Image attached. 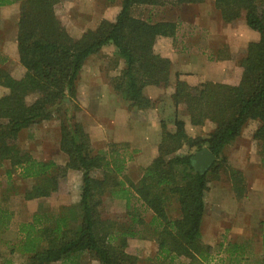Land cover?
<instances>
[{
    "label": "trees",
    "instance_id": "1",
    "mask_svg": "<svg viewBox=\"0 0 264 264\" xmlns=\"http://www.w3.org/2000/svg\"><path fill=\"white\" fill-rule=\"evenodd\" d=\"M63 1L0 0V6L20 4L17 47L24 69L22 76L16 77L0 67V86L7 89L0 95V164H9V176L20 168L22 178L33 180L25 187V200L59 192L62 180L72 170L82 174L78 201L56 210L36 211L20 222L17 239L5 241L10 254L25 256V264H82L85 258L98 264H136L137 257L126 248L128 238L137 236L138 225H143L156 234L160 264H175L181 256L190 259L188 264H204L212 250L203 242L201 231L209 176L224 148L250 121L259 123L253 138L260 142L264 166V0H213L225 22H234L244 14L247 25L258 31L260 38L250 42L238 57L237 71L229 80L193 85L176 74L174 105L186 111L192 125L212 122L214 128L207 137H192L184 120L177 117L174 130L161 121L158 153L143 168L138 181L127 176V163L138 149L128 142H112L95 151L88 131L76 119L81 69L91 55L112 45L114 55L124 63L120 73L110 79L113 90L130 108L154 107L145 87L168 86L171 74L170 59L155 52L154 46L162 38L173 37L178 23L142 18L132 9L204 0H122L113 21L102 19L79 38L69 34L55 12ZM54 117L60 119L59 149L66 156L64 164L37 158L19 144L23 130ZM183 146L189 151L207 146L217 160L202 173L193 164L195 152L179 154ZM107 195L126 202L129 222L105 217ZM175 203L173 209L179 215L173 217L169 210ZM145 210L152 212L148 223ZM12 217L11 210L0 206V233L9 229ZM260 262L264 264V234ZM2 264L13 263L7 258Z\"/></svg>",
    "mask_w": 264,
    "mask_h": 264
},
{
    "label": "rangeland",
    "instance_id": "2",
    "mask_svg": "<svg viewBox=\"0 0 264 264\" xmlns=\"http://www.w3.org/2000/svg\"><path fill=\"white\" fill-rule=\"evenodd\" d=\"M121 5L122 0H65L56 5L55 12L69 34L79 38L87 29L96 28L102 19L113 21ZM165 10L169 8L143 5L133 7L132 12L136 16L155 21L162 18ZM234 24L235 22L232 23ZM114 51L115 48L108 45L100 52L91 55L81 69L77 82L78 107L74 110L73 106L74 114L88 131L95 151L107 148L116 139L119 140L117 143L127 140V136L124 137L125 133L119 136L111 134V131L119 130L116 127L117 124L120 127L127 125L124 121L128 122L126 120L128 115L133 116L130 124H141L140 129L135 128V130H143V132L157 125V118L159 119L154 109L130 108L129 103L113 90L110 79L118 75L124 67L123 60H118ZM117 61L119 64L116 65ZM9 67L10 72L16 77L24 73L20 63L14 62ZM236 71V66L230 69L231 74ZM189 75V79H193L190 83L194 85L196 77L191 74H186L185 77ZM173 91L174 88L169 93ZM5 92L7 89L0 87V95ZM111 98L119 105L118 110L113 106ZM116 112L121 117L117 116ZM174 117L186 121V131L192 137H207L214 128L212 122H206L203 126L192 125L189 115L180 107L175 116L172 115L167 121L169 126L172 125ZM258 125L255 122H249L240 136L226 146L217 161L216 170L210 173L202 232L203 240L210 243L212 250L209 260L204 264H261L264 234V166L261 163L260 142L253 138ZM120 131L123 130L120 129ZM143 132L140 134L142 135ZM60 135V119L54 117L23 130L19 137V144L23 150L29 151L37 158L53 159L59 164H64L66 157L59 149ZM130 147L136 148L131 144ZM178 152L185 154L197 151L195 148L189 151L186 146H183ZM8 168V163L0 164V206L11 210L13 217L9 229L0 233V264L7 258L13 264H25V256L18 252L10 254L5 241L14 242L17 239L19 223L30 219L36 211L56 210L63 204L78 201L82 174L80 171L72 170L62 180L59 192L47 198L25 200L23 197L25 187L31 186L33 180L22 178L20 168L9 176ZM142 171L143 166H135L130 168L127 176L138 181ZM119 201L123 200L105 197L104 215L127 223L129 220L126 205ZM174 207L177 208L176 203L169 210L173 217L179 215L177 209H173ZM142 212L145 222L148 223L152 217L151 211ZM138 230L140 233L142 231L145 234L150 233L148 227L143 225H138ZM141 244L142 241L136 239L131 248L145 249L144 251L148 254L157 247V243L153 241L148 242V246L142 247ZM82 264H98V262L85 258ZM175 264H187V260L179 257Z\"/></svg>",
    "mask_w": 264,
    "mask_h": 264
},
{
    "label": "crops",
    "instance_id": "3",
    "mask_svg": "<svg viewBox=\"0 0 264 264\" xmlns=\"http://www.w3.org/2000/svg\"><path fill=\"white\" fill-rule=\"evenodd\" d=\"M19 6V2L0 6V67L8 71H10L11 68L9 66L12 63H19L17 47ZM159 7H168L169 10H165V14L161 16L162 18L156 21H175L178 23L177 32L173 37L162 38L154 46L155 52L169 58L171 61L170 82L168 86L149 85L144 89L145 95L155 102L154 107L150 109H154L158 114L157 116H159L156 121L157 125L151 126L150 129H146L144 132L143 130L138 131L137 129H140L141 124H130L129 122L133 116L128 115L126 117L128 122L124 121L127 125L120 127L117 124L116 127L119 130L111 131V134L119 136L125 133L124 137L127 136L125 142L134 145L138 149L131 161L127 163V173L132 167L143 166L144 168L148 166L157 155L162 138L161 121L166 122L168 129L174 130L176 117H174L171 126L168 125L167 121L172 115L175 116L178 110L174 105L172 93H169L175 85L176 74H179L182 79H187L189 82L193 79L190 80V75L186 77L185 75H194L196 77L194 84L205 81L221 82L229 80L233 76L230 69L236 66L238 56L245 53L246 47L250 42H256L260 38L259 32L247 25L244 14L234 21V25H232L234 22H225L213 0L186 3L178 6L167 4ZM165 40L167 42H164ZM238 50L239 52H237ZM0 87L6 89L5 87ZM112 103L115 109L118 110L119 105L114 101ZM117 116H120L119 113ZM250 122L259 124L258 121ZM135 128L137 129L135 130ZM120 129L123 131H120ZM142 132L143 134L141 135L140 133ZM118 141L117 139L115 140V142ZM63 162H66V158ZM134 164L135 166H133ZM107 197L113 198L110 195H107ZM119 202L126 203L124 200ZM203 227L204 217L202 230ZM136 239L142 241V247L148 246L150 241L157 243L156 234L154 235L151 232L145 234L142 231L137 236L128 238L126 251L137 257L136 264H160V260L157 257L158 243L155 249L146 254L145 249L131 248ZM203 242L205 241L203 240ZM180 258H184L187 260V264L189 263L187 257L181 256Z\"/></svg>",
    "mask_w": 264,
    "mask_h": 264
},
{
    "label": "water",
    "instance_id": "4",
    "mask_svg": "<svg viewBox=\"0 0 264 264\" xmlns=\"http://www.w3.org/2000/svg\"><path fill=\"white\" fill-rule=\"evenodd\" d=\"M216 160V155L208 147H203L192 156L195 168L202 173H204Z\"/></svg>",
    "mask_w": 264,
    "mask_h": 264
}]
</instances>
